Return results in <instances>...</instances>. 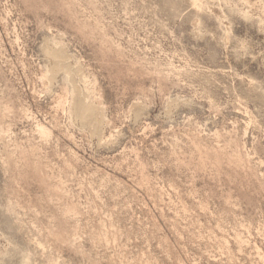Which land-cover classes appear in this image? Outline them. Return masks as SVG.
Wrapping results in <instances>:
<instances>
[{"label": "rangeland", "instance_id": "rangeland-1", "mask_svg": "<svg viewBox=\"0 0 264 264\" xmlns=\"http://www.w3.org/2000/svg\"><path fill=\"white\" fill-rule=\"evenodd\" d=\"M0 264H264V0H0Z\"/></svg>", "mask_w": 264, "mask_h": 264}, {"label": "bare ground", "instance_id": "bare-ground-1", "mask_svg": "<svg viewBox=\"0 0 264 264\" xmlns=\"http://www.w3.org/2000/svg\"><path fill=\"white\" fill-rule=\"evenodd\" d=\"M26 153V152H25ZM27 154V153H26ZM240 156H238V155H232L231 157L230 156H227V160L229 161V162H234L235 163V165L236 166H240L241 165V160H240V158H239ZM221 159H222V153H221ZM8 160L10 161L11 160V158L10 157H8ZM206 158L203 156V155H201V157H200V166L201 167H203L205 164H206ZM217 161L216 160H213V163L215 164ZM22 165H24L26 168L28 167V166H31L30 165V162H29V160H27V159H25L24 160V162L22 163ZM25 168V169H26ZM20 169V168H19ZM18 169V170H19ZM23 170H24V168H22ZM21 170V169H20ZM19 170V171H20ZM37 170H38V173H37V177H38V179L42 182L43 181V176L40 174V168L39 167H37ZM56 187H57V189L55 190V192L59 195V196H62V192H61V187L60 186H58V185H56ZM65 209H68V210H72L73 209V206H69L68 208H65Z\"/></svg>", "mask_w": 264, "mask_h": 264}]
</instances>
